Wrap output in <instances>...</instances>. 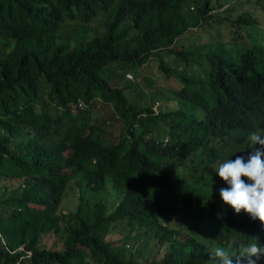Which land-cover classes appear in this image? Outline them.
Masks as SVG:
<instances>
[{
  "label": "trees",
  "instance_id": "obj_1",
  "mask_svg": "<svg viewBox=\"0 0 264 264\" xmlns=\"http://www.w3.org/2000/svg\"><path fill=\"white\" fill-rule=\"evenodd\" d=\"M184 2L0 0V264H207L215 246L238 254L254 237L264 244V224L222 200L227 184L217 174L224 160L252 151L251 133L264 137V0L240 1L225 14L195 0L189 16ZM82 21L106 32L75 49L59 45L65 25ZM208 26L210 37L226 28L231 38L200 54L172 49L190 28ZM238 29L244 44H236ZM163 52L161 70L181 87L164 91L171 103L155 111V103L136 104L138 85L115 82L116 69L144 67ZM176 60L186 69L171 66ZM194 65L203 71L188 72ZM105 70L114 75L105 79ZM98 99L126 120L116 142L84 110ZM81 101L86 107L77 109ZM163 127L170 140L150 143ZM72 185L77 207L64 213ZM186 216L196 220L193 230ZM120 224L125 244L113 238ZM49 233L61 235L60 249L39 247Z\"/></svg>",
  "mask_w": 264,
  "mask_h": 264
},
{
  "label": "rangeland",
  "instance_id": "obj_2",
  "mask_svg": "<svg viewBox=\"0 0 264 264\" xmlns=\"http://www.w3.org/2000/svg\"><path fill=\"white\" fill-rule=\"evenodd\" d=\"M244 3L245 0H222L220 3L217 2V0H210V8L212 9L213 14L222 13L225 14L228 12L229 9H227L229 6H239V2ZM184 15H196L198 12V5L195 2V0H185L184 2ZM195 8V10H194ZM224 8V9H222ZM256 8V5L254 4H244V11H250L254 12ZM191 18V17H190ZM216 21H219L218 19H213L210 22L216 23ZM83 23H75L73 25H65V27L60 31L59 34V40L58 44L62 45L66 48L75 49L78 47V43L81 40H92L96 36L104 35L106 32L105 26L101 23H97L96 25L94 23L87 24L88 22L82 21ZM258 23L260 26L264 28V20H261L258 18ZM92 25H94L92 27ZM201 28H190L184 35L179 37V39L176 41L175 46L172 48L173 50H190L194 51L198 54L205 53L207 49V45L217 41L219 43L223 39H230L231 37L228 36V30L224 29V35H220L218 38H212L210 37L212 31H214V28L206 27L205 32L200 31ZM204 33L205 36L209 38L208 41L204 39ZM247 33H245L243 30L238 29L236 31V35L238 37V43L236 44H244V39L246 38ZM212 38V41H211ZM229 41V40H227ZM229 48V46H227ZM230 49V48H229ZM169 52H163L159 56H155L152 61L142 66H136L133 64H128L125 66H120L117 68V66H114L113 68L117 70V78L115 82L124 87V88H132L134 89L135 86L138 85V91L135 94V96L138 99V102L136 104L138 105H148V104H156L154 106V110L158 111L164 103H166V100H163V94L166 93L164 91L170 90L172 87L173 89L181 87V84L177 82L178 78L173 77L171 80H168L170 77L166 76V73L161 70V61L163 59L168 60V54ZM172 57V55H171ZM175 59V57H173ZM201 61V60H200ZM171 66L176 67L178 69H186V65L181 60H176V63H172ZM204 66H197L194 65L192 68H188V72H202ZM129 73V74H127ZM129 78L128 81L126 78ZM114 75V72L111 70H105L103 72V76L105 79H110ZM115 84V85H117ZM133 90H130L131 92ZM47 92V89H44V93ZM164 92V93H163ZM163 95V96H162ZM84 103V102H83ZM171 103V102H170ZM170 103H166L168 106ZM86 105L84 104L83 107H80V104L77 106V109H84ZM88 114L92 115L93 123L97 125L99 128L101 134L104 136L106 141L108 143L116 142L120 137H122L124 134H126L127 126H126V120L120 116L117 112V110L114 107V104L111 102H108L104 99H98L95 102L92 103V105L89 108L84 109ZM78 111V110H77ZM160 134L156 133L155 136H150V143L153 141H166V139L170 140V135L168 130L163 127L159 131ZM254 148H257V146H253ZM174 181L176 183L181 182V184H190V179H184L179 180L177 177L174 178ZM71 192V193H70ZM70 192L68 191L64 197L63 203H62V210H64V213H70L73 212L77 207V198L72 193H77L78 195V187L75 185H72V188L70 189ZM187 217V216H186ZM188 219L185 221V229L186 230H193L196 220L187 217ZM178 221V220H177ZM177 221L175 223H172L174 226H178ZM182 229H184L182 227ZM62 234V233H61ZM66 235V234H65ZM59 237L60 240H62L61 235H55L53 233L46 234L45 236L41 237V240L39 242V247L44 248L47 250H54L60 249V243L58 241ZM115 240H121L122 244H125L126 241H129V238L127 237V232L125 231V225L120 224L118 226L117 233L113 237ZM128 250L133 251V246L131 242H128L127 244Z\"/></svg>",
  "mask_w": 264,
  "mask_h": 264
},
{
  "label": "clouds",
  "instance_id": "obj_3",
  "mask_svg": "<svg viewBox=\"0 0 264 264\" xmlns=\"http://www.w3.org/2000/svg\"><path fill=\"white\" fill-rule=\"evenodd\" d=\"M249 140L253 146L260 144L262 147H252L248 155H236L235 159L219 164L217 174L227 184L219 189V195L237 214L244 210L251 219L264 224V137L253 132ZM208 253L211 258L207 264H233L234 258L244 259L247 264H259L264 260V244L259 242V237H254L240 247L238 254L223 246H215Z\"/></svg>",
  "mask_w": 264,
  "mask_h": 264
},
{
  "label": "built area",
  "instance_id": "obj_4",
  "mask_svg": "<svg viewBox=\"0 0 264 264\" xmlns=\"http://www.w3.org/2000/svg\"><path fill=\"white\" fill-rule=\"evenodd\" d=\"M83 105H84V103L81 101L80 102V107H83ZM166 141H168V139Z\"/></svg>",
  "mask_w": 264,
  "mask_h": 264
}]
</instances>
